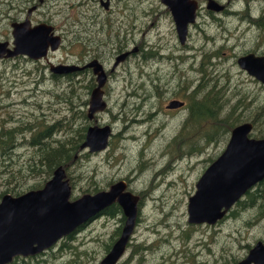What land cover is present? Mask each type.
<instances>
[{
  "label": "rangeland",
  "instance_id": "1",
  "mask_svg": "<svg viewBox=\"0 0 264 264\" xmlns=\"http://www.w3.org/2000/svg\"><path fill=\"white\" fill-rule=\"evenodd\" d=\"M146 1L150 13L159 7L162 12H156L159 14L156 24L152 25L149 17L139 21L144 31L138 36L134 33L138 39L135 45L138 41L142 44L149 42L146 55H143L145 59L140 55L134 56L116 69L114 78L106 87V102L103 99L107 110L97 112L93 121H87L88 126H107L110 135L105 150L79 152L83 158L65 170L70 186L68 201L76 195L81 196L80 193L91 183L106 191L113 183L123 181L125 189L132 195L142 191L145 202L138 210L139 220L136 214L130 245L117 264H160L163 260L164 264H182L184 261L194 264L193 260L214 264V259L216 264H234L246 256L247 246L252 247L257 241L264 245V199L256 201L259 184L250 188L214 228L184 227V202L187 195L193 194L192 185L208 161L223 151L233 126L254 120L249 137L264 138V88L235 64L236 57L241 54L264 56V29L248 23V17L258 18L264 14V0L231 1L230 9L236 14L224 18L228 32L224 42L215 36L217 30L220 31L216 26H221L214 22L215 19L207 17L203 10L195 19L196 27L190 29L182 47L164 12L166 7L156 0ZM141 2H132L135 15L140 16L144 9ZM0 3L3 4L0 5L2 41L3 33L8 37V32L3 28L5 22L1 14H13L9 10L13 0H0ZM80 15L57 7L39 8L34 19L51 25L54 34L63 39L58 50L47 55V62L69 64L82 59V55L74 54L78 51L79 43L75 40L78 37L71 44L67 43L71 39L70 34L82 35L78 28ZM200 30L207 36L212 35L213 40L206 38ZM144 46L140 44L141 50ZM206 56L210 62L205 70L209 85L216 79L221 88L218 93L219 110L215 112L217 121L219 118L228 119L234 113L240 120L230 129L221 131L218 137L217 134L212 135L210 143L197 141V137L192 135L181 140L180 129L188 110L171 109L168 111L170 114L162 110L168 101H186L185 95L199 83L198 72ZM109 66L106 64L104 67L108 69ZM89 79L90 76H76L71 80L85 82ZM66 83V80L55 82L49 78L45 61L9 59L0 63V128L18 124L13 138L16 147L1 163L6 167H0V196L12 188L22 187L21 191L25 192L29 187L42 184L34 174L24 181L21 178L29 172L28 160L34 150L25 140L45 125L68 116L67 106L60 95L68 87ZM81 88V84H75L71 89L81 99L88 100V95L85 96ZM122 128L128 129L127 142L120 136ZM187 131L195 135L199 133L191 123ZM20 132L21 135L17 134ZM134 137L136 141H132ZM112 205L119 209V214L98 215L101 217L86 220L85 225L84 222L77 226L50 248L35 256L13 257L9 264H98L107 252L105 247L114 243L115 231L124 220L120 207ZM174 222L179 225L177 231ZM161 224H166L165 229ZM131 245L144 250L132 257ZM19 257L22 261L18 260Z\"/></svg>",
  "mask_w": 264,
  "mask_h": 264
},
{
  "label": "water",
  "instance_id": "2",
  "mask_svg": "<svg viewBox=\"0 0 264 264\" xmlns=\"http://www.w3.org/2000/svg\"><path fill=\"white\" fill-rule=\"evenodd\" d=\"M158 1L168 9L179 44H183L186 26L194 22L197 9L195 2ZM180 8L184 9L183 19L179 17ZM206 9L219 12L222 6L209 0ZM27 26V20L21 24L10 25L11 48L7 42L0 43V57L21 55L31 61L47 62L46 54L57 48L60 38L53 34L52 27L45 24L25 30ZM127 56H117L113 66ZM47 65L49 73L57 75L92 68L96 87L89 92L86 118L91 119L93 114L104 109L101 88L105 83V74L96 61L83 66L54 65L48 62ZM236 65L264 88V56L249 53L237 58ZM181 106V102L171 100L165 108L171 110ZM251 130L252 125L247 122L230 130L223 151L203 171L194 185L193 195L187 200L188 224L213 225L250 188L264 179V138H250ZM109 135L110 129L107 126H88L78 150L101 152L107 146ZM69 194L70 186L65 170L57 167L39 189L26 191L18 196L3 194L0 197V264H9L16 256H35L43 252L86 220L94 219L102 209L113 203L122 211L123 225L111 248L98 264H116L119 261L128 244L127 237L135 225L137 197L125 192L122 181L113 183L106 191L84 194L72 201H68ZM125 206L128 207L127 211ZM238 264H264V245L256 242Z\"/></svg>",
  "mask_w": 264,
  "mask_h": 264
},
{
  "label": "flooded vegetation",
  "instance_id": "3",
  "mask_svg": "<svg viewBox=\"0 0 264 264\" xmlns=\"http://www.w3.org/2000/svg\"><path fill=\"white\" fill-rule=\"evenodd\" d=\"M191 1H194L196 4L195 6L197 7V9H195L196 11H195V17H194V22H193L194 24L192 23V24H188L186 26V31L184 34V41H183V44H181V45L179 44L178 36L176 34V31H175L174 23L171 19V15H170L167 8H165V10H164V12L166 13V16L169 17V19L171 21V26L173 27L174 35L176 37L178 44L181 47L184 45L186 37L189 36L190 29L193 26L196 27L195 19L198 18V16L200 15V13L203 10H205L207 17L215 19L214 22H217L221 26V28L219 26H216L217 29H220V31L217 30V33L215 34V36L217 37L218 41L222 40L224 42L226 40V38L228 37V32H227L226 26L224 24V22H225L224 18L229 14L230 15L236 14L235 11H232L230 9V6L232 4L231 1H233V0H225V1L219 0V2H218V0H212L213 2H215L220 7L222 6V10L219 12H214V11L206 9V3L209 0H191ZM132 2H134V0H13V4H9V10L12 11L13 14L6 13V12L1 14V18L5 22L3 25V28H4V30H7L8 37H6V34L4 32L3 33V39H2V41H0V43L7 42L8 47L11 48V45H10V43H11L10 25L13 23L21 24L27 20L28 26L26 28H24L25 30L31 29L32 27L39 25V24H45L47 26L52 27L51 25H49L47 23H43V20H41V19H39V21L34 19L38 13L40 7L43 9H51L53 7H57L58 10L68 11V12H71L72 14H75V11H76V12H78V15H80L82 13L80 15L81 21L78 23V28L81 30L82 35L77 36L76 34H70L71 39L68 40L67 43H68V45L71 44L73 39L75 37H78V39H77V41L79 43V46L77 47L78 51L74 54L82 55V61L79 63L81 66H83V65H85L91 61H96L101 66V68L105 74V83H104L103 87L101 88L102 100L104 99V101H105L104 97L106 95V87L108 86L110 79L112 77L114 78L115 73H116V69H118L120 66L124 65L128 60H130L134 56L146 55V52H147L148 46H149V42H147L146 44H142L141 42L138 41V43L135 45V43L137 42L138 39L135 37L134 33H136L138 36V35H141L142 32L144 31L139 26V21H143V20H145L146 17H149L152 25L156 24V16L159 15L156 12H158V11L162 12L161 7H159L157 10H153L152 13H150L149 5L147 4V1L142 0L141 5L144 4V9L141 10L140 16L135 15L134 6H132ZM156 2L159 3L160 5L162 4L158 0H156ZM243 5H242V7H243ZM245 16L248 17L247 13H245ZM260 17L261 16H259L258 18L248 17V23H250L254 26H257L255 23L257 20L259 21ZM258 23H260V21ZM135 27H136V30H135ZM257 27H259V26H257ZM20 31L21 30H19V34L21 33ZM139 31H140V34H139ZM200 31L203 33V35L206 38L212 39V35L207 36V35H205L203 30H200ZM52 32H53V34L55 33L53 27H52ZM62 42H63V39L60 38V42H59L57 48L53 52H48L46 54V58H47V55L54 54L58 50L59 46H61ZM139 43L141 44V47H143L145 45L143 50H141ZM246 54H249V53H246ZM246 54H243V55L241 54V55L237 56L236 58H239V57L244 56ZM119 55H128V56L126 58H124L122 61H120L118 64L113 66L116 57ZM17 58L29 60L28 58L21 56V55H17V56L11 57V58H4V55H3L0 57V63L5 61V60L17 59ZM236 60L237 59H235V61ZM39 61H41V60L33 61V62H39ZM45 63H46V68H47V66H48L47 62H45ZM106 64H110L108 69H106V67H104ZM208 64H210V62H208ZM79 73H81V75L83 77L84 76H90L89 83H87L88 80H85L86 84L81 88V91L83 93H86L87 91L91 92L96 87L95 77L92 73V68H90V67L84 68ZM81 75H79V76H81ZM215 80H212L211 84H213V82ZM217 83H218V81H217ZM181 103H182V106L175 109V110L183 112L184 109H187V107L189 106L188 103L184 100H182ZM106 106H107V104H106ZM165 106H164V109L162 110V112L171 111V110H167L165 108ZM69 107L70 106H67V111H68ZM104 110H107V108L105 109V107H104ZM172 112H176V111H172ZM95 114L92 115L91 119H87V120L93 121V118H95ZM247 123H250V122H247ZM127 132H128V129H126V128H122L120 130V136L124 142H127V141H125L126 140L125 136H127ZM17 134L21 135V132L17 133ZM34 136H36V133ZM111 136H113V135H111ZM259 139H262V138H259ZM256 140H258V139H256ZM132 141H136V137H134ZM119 154L124 155L122 152H119ZM180 158L182 159L181 156H180ZM215 159L212 158L210 161H208V163H207L206 167L203 169V171ZM152 160H153V162H155L154 158ZM203 171L198 175L199 177L201 176ZM198 178L195 179V181L192 185L193 187L196 184ZM126 191L127 190L125 189V192ZM194 191H195V188H194ZM194 191H193V193H194ZM137 197L138 198H137V204H136L137 205L136 214H137V221H138L139 220L138 210H141V208L143 207L144 202H145V198H141L139 195H137ZM189 197L190 196L187 195L185 202H184L185 213H186V209H187V200ZM260 200H262V199H260ZM260 200H259V198L256 199L257 202ZM239 201H240V199L237 202H235L232 206H234ZM228 211L229 210H227V212ZM227 212L223 215L222 218L217 220L213 225H208L205 223L188 224L187 214H186V222L184 224V227L189 226V225H194L195 227L214 228L217 226V224L220 223V221L223 218H225L227 216ZM161 213H162V210H161ZM102 216H105V215H102ZM98 217H101V216H97V218ZM105 217H107V216H105ZM181 217H182V215H181ZM163 221H165L164 215H163ZM180 222H181V219H180ZM165 225L166 224H161L162 229H165ZM121 227L122 226L117 228V230L115 231V234H114V236H116L115 239L118 237ZM177 227H179V225L177 224V222H174V228H176L175 229L176 231H177ZM115 239H114V241H115ZM257 242H259V241H257ZM127 245L129 246L130 243L128 242ZM127 245H126V247H127ZM126 247H125V249H126ZM252 247L247 246L246 248H248L247 250L249 251ZM248 251H247V253H248ZM247 253H246V255H247ZM124 254H125V250H124L123 255ZM20 257L18 260L22 261V258H20ZM173 261H175V260H173ZM240 261H237L234 264H238ZM192 262H194V264L203 263V261L201 262V261H196V260H193ZM164 263H165L164 260L162 262H160V264H164ZM213 263L216 264L215 259L213 260ZM182 264H186V262L184 261V262H182ZM187 264H189V262Z\"/></svg>",
  "mask_w": 264,
  "mask_h": 264
},
{
  "label": "trees",
  "instance_id": "4",
  "mask_svg": "<svg viewBox=\"0 0 264 264\" xmlns=\"http://www.w3.org/2000/svg\"><path fill=\"white\" fill-rule=\"evenodd\" d=\"M0 5H3L0 3ZM256 21V20H255ZM254 21V22H255ZM260 21V23H258ZM259 21H256V25L264 29V14L261 15ZM258 27V28H259ZM77 40V39H75ZM78 45V43H77ZM213 55H210L212 58ZM18 59V58H17ZM142 59L145 57L142 55ZM82 61L80 59L76 63H69L67 65H77L81 66L79 63ZM206 61L207 63L203 64ZM208 56H206V60L202 59L200 69L198 74L200 75L199 83L197 84L196 88L190 91L187 95H185V100L188 103V115L185 122H182L181 126V135L180 139L184 137H188L189 135L196 136L197 141L208 143L211 136L218 137L220 132L223 131L225 128L228 130L232 127V125L237 123V120H240L236 113L235 115L230 116L228 119H220L217 121L215 112L219 110L217 104L219 99V90L221 89L218 86L217 81L215 80L213 84L209 85L210 79L208 78V73L205 71L208 65ZM49 78L52 81L58 82L61 80H66L67 83L64 91L60 94L61 98L63 99V103L67 106H70L68 109V116L63 117L60 120H55L52 122L51 125H45L40 130L37 131L36 136H32L27 138L25 141L32 145L33 154L28 160L29 162V172L27 175H22V179L24 181L27 176L34 174L35 178H39V181L43 184L49 177L51 176L53 170L57 167H63L64 170H68L71 166L75 165L78 159H82L83 156L78 154L79 150L78 147L80 143L84 139V134L86 128L88 127V120L86 118V107H87V99H81L77 94L73 92L71 89L75 84H81L83 87L86 82L81 81H72L73 77L81 75V71H77L70 74L64 75H57L51 74L47 70ZM81 77H83L81 75ZM89 83V80L87 81ZM187 87H184L186 89ZM89 95V91L85 93V96ZM198 95H201L198 97ZM178 101V100H177ZM181 102V101H179ZM218 109V110H217ZM256 121L252 120L251 125L253 126ZM191 123L193 128H196L199 133L195 135V133H188L187 128L188 124ZM18 124H15L11 127H7L6 129L0 128V167L4 168L2 160L4 157L8 156V153L11 149L16 147V142L13 139L16 133V129ZM235 127V126H233ZM232 127V128H233ZM231 128V129H232ZM209 129V130H208ZM230 129V130H231ZM47 131V132H46ZM252 131V130H251ZM219 133V134H218ZM176 138V137H175ZM179 141V143L181 142ZM175 141V139H173ZM212 142V141H210ZM209 142V143H210ZM194 144L192 145V148ZM76 154H78L76 156ZM74 156H76L74 158ZM80 159V160H81ZM34 161V162H33ZM33 162V164H32ZM32 167V169H30ZM66 174V172H65ZM70 179V177H69ZM42 184H37L33 187H29L26 191L36 190L42 186ZM260 189H257V198L264 199V179L258 183ZM22 187L15 189H9L8 192L4 194L10 193L11 196H18L24 192H22ZM154 186H152L151 190H153ZM104 188L97 187L96 184L91 183L88 187L80 193V195L84 194H95L97 192L102 191ZM25 191V192H26ZM141 198H144L142 191L137 192ZM248 195V194H247ZM2 196V195H1ZM0 196V197H1ZM71 197V196H70ZM79 195H76L75 198L71 200H75ZM101 213V214H100ZM98 215H115L119 214V209L115 206H110ZM121 222V218L119 219ZM85 225V224H84ZM78 231V230H77ZM117 235V234H116ZM130 241V240H129ZM133 252L131 256L133 257L140 251L144 250L143 248L139 247L138 245H131ZM111 246L107 245L105 247V251H108ZM129 260H127L128 262Z\"/></svg>",
  "mask_w": 264,
  "mask_h": 264
},
{
  "label": "bare ground",
  "instance_id": "5",
  "mask_svg": "<svg viewBox=\"0 0 264 264\" xmlns=\"http://www.w3.org/2000/svg\"><path fill=\"white\" fill-rule=\"evenodd\" d=\"M178 1H179V0H173L174 3H175V2H178ZM184 3H185V2H184ZM177 11H178V10H177ZM186 14H187V13H186ZM179 15H180V16H179L180 19H183V18H184V9H182V8L179 9ZM179 23H180V22H179ZM179 26H180V25H179ZM79 152H80V154H81V152H83V151H79ZM134 196L137 197V195H134ZM137 198H138V197H137ZM136 202H137V201H136ZM126 209H128V207L125 206V210H126ZM126 211H127V210H126ZM129 217H130V216H129ZM131 233H132V232H131ZM131 233H130V234H131ZM130 234H129L128 237H127L128 242H129V239L131 240V235H130ZM129 236H130V237H129Z\"/></svg>",
  "mask_w": 264,
  "mask_h": 264
}]
</instances>
